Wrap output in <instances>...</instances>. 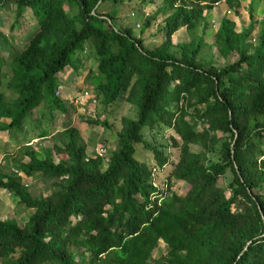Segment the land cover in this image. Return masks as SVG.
I'll return each mask as SVG.
<instances>
[{
  "label": "trees",
  "instance_id": "trees-1",
  "mask_svg": "<svg viewBox=\"0 0 264 264\" xmlns=\"http://www.w3.org/2000/svg\"><path fill=\"white\" fill-rule=\"evenodd\" d=\"M99 1L109 0H0L16 22L25 13L36 22L6 71L0 44V134L22 132L46 110L69 120L71 101L55 93L87 44L99 104L123 101L136 111L121 118L106 156L90 154L69 126L49 147L38 143L43 134L39 151L23 146L13 172L0 167V191L32 211L22 225L0 219V264H264V26L248 50L253 23L236 32L221 17L208 29L224 0H161L135 37L100 12ZM182 29L189 40L173 43ZM145 33L160 42L146 47ZM211 46L216 57L206 60ZM156 126L171 130L168 143L144 139L143 130ZM139 146L153 164L137 157ZM171 147L178 148L174 160L165 152ZM166 166L161 183L156 170ZM17 173L42 190L33 193ZM171 180L188 185L183 197ZM160 243L166 255L155 259Z\"/></svg>",
  "mask_w": 264,
  "mask_h": 264
},
{
  "label": "rangeland",
  "instance_id": "rangeland-1",
  "mask_svg": "<svg viewBox=\"0 0 264 264\" xmlns=\"http://www.w3.org/2000/svg\"><path fill=\"white\" fill-rule=\"evenodd\" d=\"M152 2H155L157 6L161 3V0H123V4L118 3L115 5H112V1L109 0L103 2L101 5L99 4L98 10L102 13H109L116 18L117 25H123L129 28L135 37H139L142 29V18L149 14L155 7ZM5 8L3 11H0V44L2 46L1 48H3V51H1L3 58L2 70L6 71L8 62L12 58V52L15 53L25 48L28 39L35 29L36 22L29 13H25L22 19L16 22L14 9L12 10L10 6H6ZM227 10H230L231 13L228 14ZM212 12L214 15L208 29L212 28L216 30L221 17L231 19L235 23L236 32H240L242 28H246L250 23H253V31L248 39V50H253L257 46L259 33L264 26L262 24L264 22V0H257V2H253L252 0H224L217 6H214ZM137 24H139V27ZM145 36L146 47L150 48L153 44L160 42V39L149 36V33H145ZM188 40V34L184 29L179 30L172 37L173 43ZM206 42L210 44L212 38H207ZM84 49L82 53L77 52L71 57L70 64L64 69L63 74L60 75L62 88L59 98L63 101L69 102L70 100H74V97L86 89L90 90V93L96 96L94 88L100 78L99 72L97 71V61L90 44H87ZM205 54L207 55H203V58L206 60L209 54L216 57L215 47L205 48ZM6 95L7 97L13 96L9 91L6 92ZM70 107L69 120L59 111L55 110L51 116L50 112L46 110L43 112L44 115L38 117V122L26 121L22 132L14 133L11 131L7 134H0V167L2 171L11 173L16 169L17 161L22 157L20 152L23 146L29 145L37 151H39L38 143L41 146L49 147L50 138L57 137L61 131L69 126H74L79 130L89 147L88 151L90 154L95 153V150L103 144L107 149L106 155H108L114 147V136L120 129L121 118L127 117L134 119L136 117L135 109L123 101H117L107 109H104L97 100L96 114L99 116L98 121L105 120L108 124V127H105L99 125L100 123H90L88 118L76 114L72 105ZM42 110L44 111L45 108ZM171 133L170 129L160 126H156L151 133L147 129L143 130L144 139L156 143H168ZM42 134L45 136V139L36 143ZM108 144L111 147H108ZM138 150L140 157H137L140 160L146 161L149 165L154 163L152 161V154L149 151L144 150L142 146H139ZM165 152L172 154L171 158L174 160L178 154V148L171 147L166 149ZM22 160L23 162H27L28 159L23 158ZM168 167L166 166L163 170H156L158 171L157 175L161 183L163 180L167 181ZM17 174L23 178L21 184L27 186L33 193L42 190L41 184L36 178H27L22 173ZM155 184L158 185L156 181ZM188 188L187 184L177 183L171 180L170 189L178 197H183ZM31 212L19 202L18 198L9 194L7 191H0V219H14L22 225ZM166 251L167 248L160 243L158 248L153 252V257L155 259L163 258L166 255Z\"/></svg>",
  "mask_w": 264,
  "mask_h": 264
},
{
  "label": "built area",
  "instance_id": "built-area-1",
  "mask_svg": "<svg viewBox=\"0 0 264 264\" xmlns=\"http://www.w3.org/2000/svg\"><path fill=\"white\" fill-rule=\"evenodd\" d=\"M220 3H216L214 6H217ZM227 13H231L230 10H227ZM62 86H58L55 95L59 96ZM71 101V100H70ZM72 106L74 107L76 114L88 118L90 120H99V116L96 114L97 107V98L96 96L90 93V90L86 89L79 93L74 100L71 101ZM107 149L105 145L101 144L96 150L95 154L98 156H105Z\"/></svg>",
  "mask_w": 264,
  "mask_h": 264
},
{
  "label": "crops",
  "instance_id": "crops-1",
  "mask_svg": "<svg viewBox=\"0 0 264 264\" xmlns=\"http://www.w3.org/2000/svg\"><path fill=\"white\" fill-rule=\"evenodd\" d=\"M221 3V2H220ZM6 6H8V5H6ZM5 6V7H6ZM5 7H2V8H0V11H3L4 9H6Z\"/></svg>",
  "mask_w": 264,
  "mask_h": 264
},
{
  "label": "water",
  "instance_id": "water-1",
  "mask_svg": "<svg viewBox=\"0 0 264 264\" xmlns=\"http://www.w3.org/2000/svg\"><path fill=\"white\" fill-rule=\"evenodd\" d=\"M98 4H100V1L98 2ZM98 4H97V6H98Z\"/></svg>",
  "mask_w": 264,
  "mask_h": 264
}]
</instances>
